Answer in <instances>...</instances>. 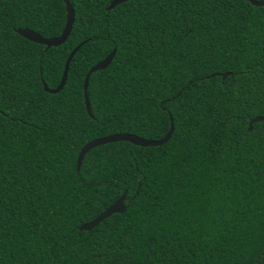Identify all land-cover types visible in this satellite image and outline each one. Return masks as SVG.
<instances>
[{"label":"trees","instance_id":"16d2710c","mask_svg":"<svg viewBox=\"0 0 264 264\" xmlns=\"http://www.w3.org/2000/svg\"><path fill=\"white\" fill-rule=\"evenodd\" d=\"M0 0V264H264V5ZM64 87L56 93L71 50ZM116 49L110 64L91 66ZM231 72L225 78L223 73ZM180 92V93H179ZM162 103V105H160ZM157 146L92 139L131 133ZM125 194L123 213L78 226Z\"/></svg>","mask_w":264,"mask_h":264},{"label":"water","instance_id":"95a60500","mask_svg":"<svg viewBox=\"0 0 264 264\" xmlns=\"http://www.w3.org/2000/svg\"><path fill=\"white\" fill-rule=\"evenodd\" d=\"M125 1H128V0H111L108 6L106 7V10H110L116 5L123 3ZM249 1L251 4L255 6L264 5V0H249ZM64 4H65V11H66L65 24L59 35L48 37V38L43 37L40 33L28 27L17 28L16 32L20 36L26 38L27 40H30L32 42L39 43V44H44L47 47L58 46L64 43L71 32L74 19H75V13H74V8L72 4L68 0H64ZM80 45L81 44L73 48V50H71L70 54L68 55L65 61V64H64V68L62 71L59 84L55 88H49L46 85V83L43 82V89L45 91L50 92V93H56L64 87V84L67 79L70 60L72 59L73 55L75 54V52L77 51ZM115 52H116V49L115 48L112 49V51L108 55H106L102 60L98 61L93 66H91L89 70L87 71V73L85 74L84 81H83L84 103H85L86 111L91 117L93 115L91 112V107H90L88 94H87L89 77L93 72L106 68L112 61L115 55ZM230 73L231 72L223 73L221 77L225 78ZM160 105H162V103H160ZM263 119H264L263 116H255L251 118L248 122V129L251 130L252 124L254 122L261 121ZM173 131H174V124H173L172 117L170 116L169 129L166 132V134L162 138H159V139H147V138H143L135 134H131V133H115V134H110V135L101 136V137L92 139L80 148L78 155H77L76 170L78 171L80 169L84 155L93 147L106 144L109 142H116V141H128L133 144L140 145V146H157V145H162L166 143L170 139ZM124 198H125V194H122L113 204L108 206L104 211L99 213L95 218H93L92 220L88 222H84L80 224L78 226V230H91L98 223H100L103 219L107 218L113 213H123L126 210V206L124 205Z\"/></svg>","mask_w":264,"mask_h":264}]
</instances>
